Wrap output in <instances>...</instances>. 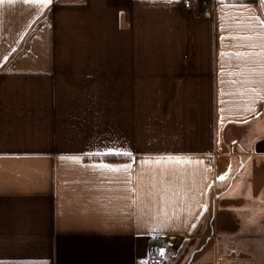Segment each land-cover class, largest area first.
Returning <instances> with one entry per match:
<instances>
[{
    "label": "crops",
    "instance_id": "0c3cea01",
    "mask_svg": "<svg viewBox=\"0 0 264 264\" xmlns=\"http://www.w3.org/2000/svg\"><path fill=\"white\" fill-rule=\"evenodd\" d=\"M184 1L0 0V264H264V0Z\"/></svg>",
    "mask_w": 264,
    "mask_h": 264
},
{
    "label": "rangeland",
    "instance_id": "374dc122",
    "mask_svg": "<svg viewBox=\"0 0 264 264\" xmlns=\"http://www.w3.org/2000/svg\"><path fill=\"white\" fill-rule=\"evenodd\" d=\"M249 163H248V175H249V177H251L252 180H254L256 186H258L257 189L262 190L264 193V159L263 160L258 159L254 162L251 161ZM236 167L238 168V166H236ZM234 170H236V169H234ZM244 171L242 174H240L241 176L238 178V181L249 182L250 180L245 179L246 171L245 172ZM234 173L229 175L227 183H230V181L232 179V175ZM226 185H228V184H226Z\"/></svg>",
    "mask_w": 264,
    "mask_h": 264
},
{
    "label": "snow or ice",
    "instance_id": "6c2138e0",
    "mask_svg": "<svg viewBox=\"0 0 264 264\" xmlns=\"http://www.w3.org/2000/svg\"><path fill=\"white\" fill-rule=\"evenodd\" d=\"M39 2L44 3V4H50L52 0H39ZM85 155H125V156H131L130 152L127 151H121L117 150L114 147L108 148L106 152H95V153H86ZM61 159H64V157H61ZM70 159H79L77 157H70ZM179 159V158H177Z\"/></svg>",
    "mask_w": 264,
    "mask_h": 264
},
{
    "label": "built area",
    "instance_id": "2783aa9c",
    "mask_svg": "<svg viewBox=\"0 0 264 264\" xmlns=\"http://www.w3.org/2000/svg\"><path fill=\"white\" fill-rule=\"evenodd\" d=\"M226 1H237V0H226ZM192 4H193L192 0H185L184 1V6L187 7V8L191 7ZM199 4L201 6V4H202L201 1L199 2ZM204 11L205 12H210L211 11V7L210 6L205 7ZM169 239H171V238H169V237H158V240L160 241L161 244H166L169 241Z\"/></svg>",
    "mask_w": 264,
    "mask_h": 264
}]
</instances>
